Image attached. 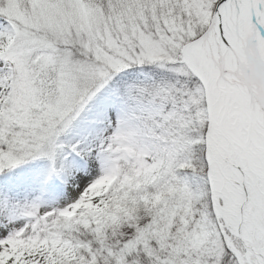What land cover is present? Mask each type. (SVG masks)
Returning a JSON list of instances; mask_svg holds the SVG:
<instances>
[{
  "label": "snow or ice",
  "instance_id": "snow-or-ice-1",
  "mask_svg": "<svg viewBox=\"0 0 264 264\" xmlns=\"http://www.w3.org/2000/svg\"><path fill=\"white\" fill-rule=\"evenodd\" d=\"M0 264H264V0H0Z\"/></svg>",
  "mask_w": 264,
  "mask_h": 264
}]
</instances>
